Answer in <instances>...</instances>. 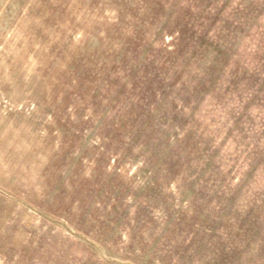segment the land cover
Instances as JSON below:
<instances>
[{
  "label": "rangeland",
  "instance_id": "rangeland-1",
  "mask_svg": "<svg viewBox=\"0 0 264 264\" xmlns=\"http://www.w3.org/2000/svg\"><path fill=\"white\" fill-rule=\"evenodd\" d=\"M0 264H264V0H0Z\"/></svg>",
  "mask_w": 264,
  "mask_h": 264
}]
</instances>
